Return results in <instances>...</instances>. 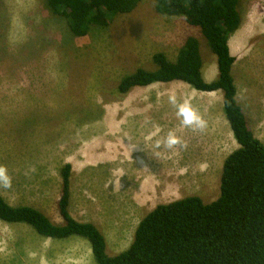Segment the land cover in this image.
Listing matches in <instances>:
<instances>
[{"label":"rangeland","instance_id":"374dc122","mask_svg":"<svg viewBox=\"0 0 264 264\" xmlns=\"http://www.w3.org/2000/svg\"><path fill=\"white\" fill-rule=\"evenodd\" d=\"M238 10L240 27L228 40L231 73L248 126L264 143V0H239ZM187 35L198 38L202 61L217 68L198 28L158 13L155 0H139L131 12L81 37L44 0H0V165L12 177L11 189L0 188L4 199L62 222L59 170L69 163L68 210L98 227L112 256L129 246L156 204L189 195L217 198L223 160L238 147L222 93L178 81L117 90L135 68H154L155 52L175 60ZM170 92L191 99L207 121L205 131L182 127ZM170 130L187 149L155 147ZM29 167L35 172L26 176ZM144 185L148 193L141 192ZM0 264L98 263L85 238L44 237L25 223L0 220Z\"/></svg>","mask_w":264,"mask_h":264},{"label":"trees","instance_id":"16d2710c","mask_svg":"<svg viewBox=\"0 0 264 264\" xmlns=\"http://www.w3.org/2000/svg\"><path fill=\"white\" fill-rule=\"evenodd\" d=\"M139 0H44L55 16H64L70 34L81 37L94 26H104L118 14L131 12ZM239 0H155V10L181 16L197 27L216 56L217 76L206 81L195 35H187L175 60L163 52L151 56L152 69L137 67L117 84L121 94L135 86L179 80L195 90L222 92L225 118L238 147L223 160L219 195L210 202L195 195L158 203L139 220L129 246L109 256L98 227L76 220L68 210L71 167L60 170L55 223L30 205H11L0 194V220L25 223L49 238L79 236L89 242L98 264H264V143L248 127L236 99L231 70L235 58L228 40L241 24Z\"/></svg>","mask_w":264,"mask_h":264},{"label":"clouds","instance_id":"9594fccd","mask_svg":"<svg viewBox=\"0 0 264 264\" xmlns=\"http://www.w3.org/2000/svg\"><path fill=\"white\" fill-rule=\"evenodd\" d=\"M168 102L176 109V115L180 118L182 127L190 128L192 131L203 132L207 128V121L195 108L189 98H178L175 92L168 94ZM156 148H166L168 150L187 149V142L184 141L175 130H170L167 136L161 140H156ZM35 172L34 167H29L25 175ZM12 177L5 165H0V188L11 189Z\"/></svg>","mask_w":264,"mask_h":264},{"label":"crops","instance_id":"0c3cea01","mask_svg":"<svg viewBox=\"0 0 264 264\" xmlns=\"http://www.w3.org/2000/svg\"><path fill=\"white\" fill-rule=\"evenodd\" d=\"M202 57V56H201ZM208 64H206L204 61H202V67H201V73H202V76H203V78L206 80V81H210V80H213L214 78H216V76H217V68H216V66L213 64L210 68L207 66ZM208 67V68H207ZM215 70H216V74H215ZM210 71V76H209V74H208V72ZM173 81H178V82H181V83H184V82H182V81H179V80H173ZM173 81H170V82H173ZM170 82H156V83H170ZM153 84V83H152ZM136 87V86H135ZM215 91H217V92H221V90H215ZM212 92V91H211ZM214 92V91H213ZM237 92V91H236ZM222 93V92H221ZM223 99V98H222ZM237 99V98H236ZM244 112V111H243ZM244 115H245V113H244ZM245 117H246V115H245ZM246 120H247V118H246ZM247 124H248V122H247ZM249 127V126H248ZM250 128V127H249ZM252 131V130H251ZM154 183V181L152 180V182L151 183H149V184H147V185H150V184H153ZM147 185H144L145 186V190H146V192L148 193V188L146 187ZM144 186L143 187H141V192H142V189L144 188ZM105 241H106V239H105ZM90 247V246H89ZM90 252H91V250H90ZM92 254V253H91Z\"/></svg>","mask_w":264,"mask_h":264},{"label":"bare ground","instance_id":"6f19581e","mask_svg":"<svg viewBox=\"0 0 264 264\" xmlns=\"http://www.w3.org/2000/svg\"><path fill=\"white\" fill-rule=\"evenodd\" d=\"M264 15V14H263ZM171 83V82H170ZM170 87V86H169ZM182 89V88H181ZM95 149H96V151L98 150V148L97 147H94ZM100 149V148H99ZM84 150V149H83ZM85 151V150H84ZM109 151V150H108ZM110 151H111V149H110ZM93 152V151H92ZM89 153V152H88ZM95 153V152H94ZM83 154H84V152H83ZM86 154V153H85ZM84 154V155H85ZM91 154V153H90ZM88 155V154H87ZM87 155L85 156V157H87ZM92 155V154H91ZM76 157V156H75ZM96 157V156H95ZM98 159V158H97ZM97 161V160H96ZM142 192H146V190H145V188H143L142 189ZM147 193V192H146ZM151 197H153V196H151ZM148 198V197H147ZM150 199V198H149ZM151 199H153V198H151ZM143 200V199H142ZM146 202V201H145Z\"/></svg>","mask_w":264,"mask_h":264}]
</instances>
